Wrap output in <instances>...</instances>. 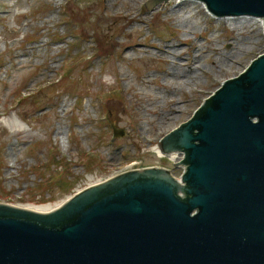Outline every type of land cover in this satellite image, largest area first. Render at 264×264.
<instances>
[{"label": "rangeland", "instance_id": "rangeland-1", "mask_svg": "<svg viewBox=\"0 0 264 264\" xmlns=\"http://www.w3.org/2000/svg\"><path fill=\"white\" fill-rule=\"evenodd\" d=\"M146 1L0 0L1 203L53 207L144 165L182 173L156 147L264 52L263 21Z\"/></svg>", "mask_w": 264, "mask_h": 264}, {"label": "water", "instance_id": "water-1", "mask_svg": "<svg viewBox=\"0 0 264 264\" xmlns=\"http://www.w3.org/2000/svg\"><path fill=\"white\" fill-rule=\"evenodd\" d=\"M198 1L264 25V0ZM160 146L184 154L180 180L144 165L50 211L0 203V264H264V53Z\"/></svg>", "mask_w": 264, "mask_h": 264}, {"label": "bare ground", "instance_id": "bare-ground-1", "mask_svg": "<svg viewBox=\"0 0 264 264\" xmlns=\"http://www.w3.org/2000/svg\"><path fill=\"white\" fill-rule=\"evenodd\" d=\"M135 1V0H134ZM170 4V3H169ZM168 4V5H169ZM203 4V3H202ZM204 6H205V4H203ZM206 7V6H205ZM175 8H188V5L185 3V2H183V1H180L179 3H177L175 6H172V7H168L167 6V12H171V13H174V10H175ZM131 9L129 8L128 9V13L127 14H125V15H127V17L129 18V19H133V20H137V19H143V14L141 13V15H140V17L139 16H135L134 14H131V13H129V11H130ZM160 11H162V10H159V9H155L153 12L155 13V14H158V13H160ZM146 14V13H145ZM261 22H262V20H261ZM198 66L196 65V67L195 66H190V65H188L187 66V68H188V70H186V72H183V74H185V75H187V77H191L192 76V74H191V70H193L194 68H197ZM195 70V69H194ZM180 72H173L172 74H170L169 75V77H171V78H173V79H181V77H180ZM175 106H172V108H174ZM174 110H175V108H174ZM169 114H171V112L169 113ZM166 118V115H162V117H161V121L163 122V120ZM157 148V152L159 153L160 152V150H159V148L158 147H156ZM65 201H63L62 203H59V204H56L55 206H53V207H51V206H49V205H35V206H26V207H24V209H27V210H32V211H50V210H52V209H54V208H56V207H58V206H60V205H62L63 203H64Z\"/></svg>", "mask_w": 264, "mask_h": 264}, {"label": "trees", "instance_id": "trees-1", "mask_svg": "<svg viewBox=\"0 0 264 264\" xmlns=\"http://www.w3.org/2000/svg\"><path fill=\"white\" fill-rule=\"evenodd\" d=\"M63 75H64V74H63ZM63 75H62V76H63ZM59 80H61V78H60ZM50 88H52V86H48V87H46L44 90H46V89H50ZM33 94H34V93H33ZM33 94H31L30 96H32ZM28 96H29V95H28ZM30 96H29V97H30ZM29 97H28V98H29ZM58 178H59V177H58Z\"/></svg>", "mask_w": 264, "mask_h": 264}, {"label": "built area", "instance_id": "built-area-1", "mask_svg": "<svg viewBox=\"0 0 264 264\" xmlns=\"http://www.w3.org/2000/svg\"><path fill=\"white\" fill-rule=\"evenodd\" d=\"M173 157L175 158V155H174V156H172L171 158L173 159Z\"/></svg>", "mask_w": 264, "mask_h": 264}]
</instances>
